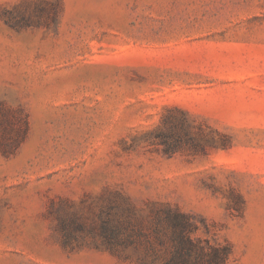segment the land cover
<instances>
[{
  "label": "rangeland",
  "instance_id": "obj_1",
  "mask_svg": "<svg viewBox=\"0 0 264 264\" xmlns=\"http://www.w3.org/2000/svg\"><path fill=\"white\" fill-rule=\"evenodd\" d=\"M176 211L264 264V0H0V264H168Z\"/></svg>",
  "mask_w": 264,
  "mask_h": 264
},
{
  "label": "trees",
  "instance_id": "obj_2",
  "mask_svg": "<svg viewBox=\"0 0 264 264\" xmlns=\"http://www.w3.org/2000/svg\"><path fill=\"white\" fill-rule=\"evenodd\" d=\"M169 220L171 221L175 232L178 233V238L180 239V242L174 247L175 250L173 251L171 258L168 261V264H188L187 257L192 254L191 249H196L193 240L188 235V232L191 230V225L189 224L188 217L184 213L176 211L174 212L172 218L170 217ZM112 231L113 237H116L118 233L117 230L112 229ZM210 249L215 250V254L211 258L210 263L213 262L215 264H224V259L220 258L217 249L226 248H222L219 246H211Z\"/></svg>",
  "mask_w": 264,
  "mask_h": 264
}]
</instances>
